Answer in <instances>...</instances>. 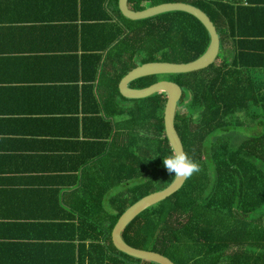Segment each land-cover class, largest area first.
Masks as SVG:
<instances>
[{
	"label": "trees",
	"instance_id": "16d2710c",
	"mask_svg": "<svg viewBox=\"0 0 264 264\" xmlns=\"http://www.w3.org/2000/svg\"><path fill=\"white\" fill-rule=\"evenodd\" d=\"M165 2L203 9L218 27L221 54L207 69L169 75L172 79L144 77L131 87L143 89L169 80L182 88L175 128L201 171L173 196L139 215L123 237L175 264H264V84L257 72L264 68V7L254 0H130L129 5L143 10ZM119 12L122 30L115 38L123 35V58L115 69L120 64L122 68L105 84L103 100L99 94L108 120L93 123L113 129L112 120L123 119L115 122L120 133L113 139L118 149L112 155L121 159L115 166L117 180L103 181L106 190L122 188L107 201L115 210L105 212L109 226L90 219L96 232L92 240L101 243L104 238L102 247L111 250L103 260L91 257L90 264H154L125 254L111 234L130 207L175 179L163 165L173 150L164 126L167 95L129 99L120 85L139 65L198 58L207 49L210 34L198 18L184 11L141 20ZM110 68L113 71L112 63ZM111 170L107 166L104 174L110 177ZM103 198L104 194L98 201L101 210Z\"/></svg>",
	"mask_w": 264,
	"mask_h": 264
},
{
	"label": "crops",
	"instance_id": "0c3cea01",
	"mask_svg": "<svg viewBox=\"0 0 264 264\" xmlns=\"http://www.w3.org/2000/svg\"><path fill=\"white\" fill-rule=\"evenodd\" d=\"M119 10L120 0H0V264L111 255L89 222L109 226L107 201L122 188L103 181L117 180L123 119L113 129L93 123L108 120L104 86L122 68Z\"/></svg>",
	"mask_w": 264,
	"mask_h": 264
},
{
	"label": "water",
	"instance_id": "95a60500",
	"mask_svg": "<svg viewBox=\"0 0 264 264\" xmlns=\"http://www.w3.org/2000/svg\"><path fill=\"white\" fill-rule=\"evenodd\" d=\"M130 0H120V7L125 16L133 20H141L154 17L171 11H184L194 15L207 28L210 34V42L207 49L198 58L189 63H170V61H151L138 66L132 70L121 82L120 89L124 97L129 99H146L154 95L163 93L167 95V102L164 109L165 134L172 148L182 149L184 145L175 128V117L178 104L182 98L183 90L175 82L161 80L158 83L143 89L131 87V83L149 76H169L178 74H188L198 72L214 65L221 54L222 41L217 25L212 18L200 7L186 2H165L159 5L148 6L143 10H135L129 5ZM188 179V178H187ZM185 177L174 179L165 189L153 193L130 207L121 217L118 224L112 230V240L115 246L125 254L143 261L154 264H175L168 257L159 252L138 248L128 243L123 237L126 227L139 215L155 205L173 196L184 186L187 181Z\"/></svg>",
	"mask_w": 264,
	"mask_h": 264
},
{
	"label": "clouds",
	"instance_id": "9594fccd",
	"mask_svg": "<svg viewBox=\"0 0 264 264\" xmlns=\"http://www.w3.org/2000/svg\"><path fill=\"white\" fill-rule=\"evenodd\" d=\"M163 165L176 178H191L201 171V165L177 147L172 150L171 155L163 158Z\"/></svg>",
	"mask_w": 264,
	"mask_h": 264
},
{
	"label": "rangeland",
	"instance_id": "374dc122",
	"mask_svg": "<svg viewBox=\"0 0 264 264\" xmlns=\"http://www.w3.org/2000/svg\"><path fill=\"white\" fill-rule=\"evenodd\" d=\"M160 79H164V78H167V79H172V77L170 76H159ZM183 109L184 108H180V111L183 112Z\"/></svg>",
	"mask_w": 264,
	"mask_h": 264
}]
</instances>
